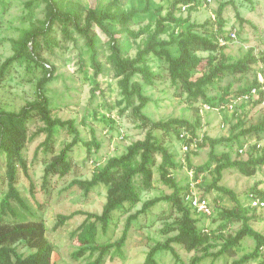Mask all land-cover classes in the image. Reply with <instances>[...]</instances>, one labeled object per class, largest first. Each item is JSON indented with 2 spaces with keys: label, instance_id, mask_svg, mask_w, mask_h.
<instances>
[{
  "label": "rangeland",
  "instance_id": "374dc122",
  "mask_svg": "<svg viewBox=\"0 0 264 264\" xmlns=\"http://www.w3.org/2000/svg\"><path fill=\"white\" fill-rule=\"evenodd\" d=\"M64 6L78 5L81 9L96 7L103 9L112 0H61ZM178 0H118L119 7L125 11L134 9L136 17L131 23L130 29L137 31L144 26L151 24L158 17L165 16L172 12L175 16L185 18L190 15V22L202 24L208 22L207 32L216 31L217 23L209 17L208 9H194L181 11ZM226 4L223 8L221 18L224 22L223 35L226 36L233 30L236 31V39L225 45L224 53L231 62L241 58L248 50L253 51L257 63L251 66L250 71L245 74L225 75L214 81L205 89L207 98L217 102L224 94L225 89L230 86L228 95H233L242 88L249 86L254 76L264 71V0H213L210 7L215 15L218 7ZM209 8V9H210ZM46 16L45 4L42 0H0V66L13 55L14 43L18 42L25 30L38 27L39 22ZM215 20L216 16H215ZM97 37L96 49L98 60L101 64V73L93 76L90 68V51L85 39L70 29L69 36L64 37L61 26L55 23L52 27L50 37L55 40L56 45L49 49L42 43L40 51L41 58L45 61V68H53V79L44 85V93L49 100V107L54 117L61 120H73L80 133V139L88 142L94 139L98 148L91 147L89 153L81 144L73 147L68 153L71 170L64 177L51 175L43 181L45 163L49 161L52 154H59L64 146L70 142L71 137L65 129L56 127L54 131V143L51 151L45 153L42 147L38 146L44 141V134L34 135L41 126L37 121L30 122L28 134L31 136L23 150V158L27 165V174L20 169L17 174L16 188L27 208L19 207L15 202L11 207L15 216L7 214L3 220L7 223L31 222L42 220L46 226V238L53 246L51 257L52 264H85L88 261L87 254L80 258L72 257V254L79 248L77 240L70 234L83 221L82 216H74L58 225L59 216H67L74 211H84L100 214L106 201V188L98 185L85 194L79 187L70 186L73 180H89L93 172L94 163H104L111 157L120 156L126 151L131 143L142 140L146 129L140 127V122L133 116L131 107L124 104L119 105L120 88L118 79L114 77L112 68L106 63L109 54L108 38L96 27H92ZM199 34L203 30H198ZM145 36L136 40L126 37L118 39L122 54L131 58L142 43ZM167 40V35L161 36ZM42 41V39H41ZM174 52L173 47L169 48ZM203 58L197 69L195 77L200 76L205 70L204 63L210 55L208 52H199ZM212 55V54H211ZM218 56V53H213ZM148 66L154 73L160 74L161 79L155 80L153 84H146L140 76L133 80L142 86L148 103L143 110L144 115L152 122L167 121L169 119L187 120L191 124L199 117L200 128L198 133L209 138H227L232 133L231 126L236 119H242L247 128L255 124L264 114V107H251L240 110L235 117L232 113L224 112H201L204 104L202 99L196 101L189 99L181 89L173 85L168 77L166 65L150 55L147 58ZM41 68L31 60L13 62L7 69L4 81L0 85V109L18 111L26 102L36 99V84L42 78ZM97 86L93 97L90 89ZM137 102L134 103V105ZM125 108V109H124ZM121 110H123L121 112ZM224 128H220V124ZM154 136L173 154L175 161L181 162L183 157L180 150V142L173 131L162 132L152 131ZM249 141V142H248ZM256 142L260 145L255 149L256 155L264 154V138L255 140L252 137L241 138L239 141H232L228 144H219L214 148L217 155L229 153L232 158L243 155L238 154V149L244 144ZM37 153L35 155V150ZM209 147L200 148L198 152L187 154L193 168L201 166L207 161ZM160 159L157 157V164ZM93 163V164H94ZM157 166L153 168V186L149 191L141 192V201L129 212L124 209L113 212L109 226L105 232L99 227L97 230L96 242L105 244L117 241L122 234L125 222L129 216L140 210L143 202L159 196L169 195L172 190L160 183L157 173ZM187 168V164L185 165ZM188 169V168H187ZM4 160L0 158V202L7 192L6 181L3 179ZM178 184L185 186L189 175L185 168L172 172ZM201 181L197 187L199 194L210 202L213 213L210 217H199L198 227L206 228L210 238L209 243L214 244L210 250L215 253L221 244L217 236L226 234L233 235L241 226L240 222H232L220 231V221H214L216 209L231 208L233 203L225 195L214 190L206 191L210 184L211 173L203 172ZM221 184L231 189L236 195L240 204L249 206V195L254 192L264 193V165L259 166L255 175L245 177L235 169H228L223 172ZM251 214V212H250ZM177 213L166 201H161L153 207L139 214L131 222V229L127 236L125 245L121 251L115 253L111 250L105 256L104 264H144L146 254L150 247L156 243H163L167 238L175 235V232L163 233L168 225L176 219ZM253 229L264 234V210L256 209L255 218L250 222ZM180 260L188 264L194 256H200L201 251L186 252L180 245L172 244ZM254 248V241L245 237L235 249V255L230 257L223 255L217 259L212 257L204 258L199 264H231L242 255L249 253ZM18 251L23 254L29 250L21 245ZM158 264H180L170 252L162 251L155 255ZM264 262V249L256 260L245 264H259Z\"/></svg>",
  "mask_w": 264,
  "mask_h": 264
},
{
  "label": "trees",
  "instance_id": "16d2710c",
  "mask_svg": "<svg viewBox=\"0 0 264 264\" xmlns=\"http://www.w3.org/2000/svg\"><path fill=\"white\" fill-rule=\"evenodd\" d=\"M45 4L46 16L39 22L38 27L25 30L18 42L14 43L13 55L7 58L0 66V85L5 79L7 69L15 61L31 60L41 68L42 78L36 84V99L26 102L18 111L0 109V158L4 160L3 179L6 181L7 192L0 202V264H52L51 257L53 246L46 238V226L42 220L31 222L7 223L3 220L7 214L15 216L11 203L15 202L19 207L26 209L27 206L17 191V174L20 169L27 174V165L23 158V150L30 141L28 134L30 122L37 121L41 126L34 135L44 134V141L38 146L42 147L45 153L51 151L54 143V131L56 127L65 129L71 137L59 154H52L49 161L45 163L43 181L51 175L64 177L71 170L68 160V153L73 147L81 144L87 153L91 147L98 148L94 137L85 142L80 139V133L73 120H61L52 115L49 107V100L44 93V85L53 79V68H45V61L41 58L40 51L42 43L49 49L56 45L50 37L52 27L55 23L61 26L64 37H70V29L82 36L90 51V68L93 76L101 73V64L96 49L97 37L92 27L96 26L107 38L109 54L106 63L112 68L114 77L118 79L121 100L118 102L126 107H131L133 116L140 122V127L146 129L144 138L137 140L127 146L126 151L120 156L111 157L99 167L93 168L89 180H73L70 186H77L85 194L98 185L106 188V201L100 214L84 211H74L67 216H59L58 225L74 216H82L81 224L70 234L77 240L79 248L72 254L74 258H80L87 254L88 261L85 264H104L105 256L114 250L121 251L125 245L127 236L131 229L132 220L144 213L161 201L171 204L177 213L172 225H168L163 233L175 232V235L167 238L163 243H156L148 250L144 264H158L155 255L162 251L170 252L172 257L183 263L172 244L180 245L186 252L201 251L200 256H194L188 264H199L204 258L212 257L217 259L220 256L235 255V249L240 242L249 237L254 241V248L251 252L242 255L231 264H245L260 257L264 249V235L253 229L250 222L255 218V208L244 207L240 204L237 195L229 188L221 184L223 172L228 169H235L245 177L255 175L259 166L264 165V154L256 155L255 146L248 147L244 158H232L229 153L217 155L214 148L219 144H228L232 141H239L241 138L252 137L255 140L264 138V114L255 123L244 128L245 122L238 118L231 126L232 133L227 138L213 139L203 136L199 149L209 147L207 161L193 168L189 157H186L188 169H193L195 178L203 172H210V184L206 191L214 190L227 196L233 203V207L216 209L214 221H220L219 230H224L232 222H240V228L233 235H220L216 239L221 241L219 249L215 253L210 250L215 246L209 243V237L202 228L198 227L199 220L194 210L187 207L182 198L186 186L177 183L172 172L182 169L183 165L175 161L173 154L152 131L162 132L173 131L178 138L179 129L186 127L195 135L200 128V119L197 117L191 124L187 120L169 119L167 121L152 122L147 118L143 110L148 103V98L142 91V86L133 78L140 76L146 84H153L155 80L161 79L160 74L154 73L148 66V56L152 55L166 65V70L171 83L181 89L183 93L196 101L202 99L204 103L217 106L224 101L230 91L228 86L223 96L213 102L207 98L205 89L214 81L225 75L245 74L250 71L251 66L257 63L253 51L248 50L241 58L234 62L224 53L226 46H219L216 38L223 35L221 14L226 4H221L216 13L218 28L216 31L207 32L205 29L208 22L202 24L190 22V15L185 18L175 16L168 12L165 16L158 17L153 25L148 24L143 28L134 31L130 29L131 23L136 17L137 11L130 9L125 11L119 7L118 0H112L103 9L89 7L86 10L78 5H67L61 0H42ZM191 0H178L180 4L189 3ZM191 9L189 8V11ZM203 33L199 34L198 30ZM167 35V40L161 36ZM126 37L136 40L142 36L145 39L142 46L138 48L135 57L123 55L118 39ZM42 39V41H41ZM173 47L174 52L169 48ZM208 52L210 55L204 63V72L195 77L197 69L203 61L198 53ZM218 53V56L213 53ZM212 54V55H211ZM261 61H264L262 58ZM257 84V77L254 76L249 86H246L235 94L248 92ZM97 86L90 89L91 97ZM264 94H260V102ZM137 104L134 105V103ZM124 108V109H125ZM123 110H121L122 112ZM237 117L236 112L233 114ZM249 142V141H248ZM35 150V155L37 153ZM157 157L160 162L157 164ZM157 166V173L160 183L172 190L169 195L159 196L142 203L141 208L134 215L129 216L125 222L121 237L115 241L105 244L96 242L97 230L100 227L105 232L111 222L113 212L122 210L127 205L126 212L135 207L141 201V192L149 191L152 186L153 168ZM251 195L264 198L263 192H254ZM214 210V208H213ZM251 212V214H250ZM21 245L29 250L23 254L18 251ZM264 264V262L259 263Z\"/></svg>",
  "mask_w": 264,
  "mask_h": 264
},
{
  "label": "built area",
  "instance_id": "2783aa9c",
  "mask_svg": "<svg viewBox=\"0 0 264 264\" xmlns=\"http://www.w3.org/2000/svg\"><path fill=\"white\" fill-rule=\"evenodd\" d=\"M213 0H191L189 3L180 4L181 11H186L189 8L194 9H208L209 17L212 21L215 20V15L211 12V6ZM210 8V9H209ZM236 39V31L233 30L229 32L226 36H217L216 41L219 46L228 45L229 42H232ZM264 94V71L257 74V84L255 87L251 88L248 92L242 94H233L228 95L224 101L219 103L217 106H211L207 103L202 104L201 112H217L224 113L229 112L234 114L239 113L240 110L251 107H264V99L260 102V94ZM220 128H224V124H220ZM203 135L196 131V134L193 135L192 131L188 128L181 127L178 133V141L180 142V150L183 155L181 158L182 168L187 170L189 175V180L187 182L186 189L182 194L184 204L190 209L194 210L196 216L199 217H210L213 213V209L210 206V202L207 198L199 194L197 187L201 181L202 174L195 178L193 169H187L186 165V155L196 153L199 151V145L202 143ZM255 146L259 148L260 145L256 142L244 144L238 149V154L243 155L247 152L248 147ZM91 161L93 168L99 167L100 163H94ZM249 206L251 208L264 210V198L256 197L254 195H249ZM203 232L207 233L206 228L202 229ZM264 235V234H263Z\"/></svg>",
  "mask_w": 264,
  "mask_h": 264
}]
</instances>
